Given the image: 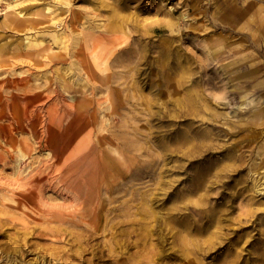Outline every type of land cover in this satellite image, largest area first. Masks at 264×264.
Returning <instances> with one entry per match:
<instances>
[{
    "label": "rangeland",
    "instance_id": "rangeland-1",
    "mask_svg": "<svg viewBox=\"0 0 264 264\" xmlns=\"http://www.w3.org/2000/svg\"><path fill=\"white\" fill-rule=\"evenodd\" d=\"M75 30L116 36L82 57L88 77L57 58ZM2 148L0 264H264V0H0ZM38 168L39 196L21 197ZM202 171L206 198L185 189ZM197 196L226 245L140 237L149 210L164 239L168 208Z\"/></svg>",
    "mask_w": 264,
    "mask_h": 264
},
{
    "label": "bare ground",
    "instance_id": "bare-ground-1",
    "mask_svg": "<svg viewBox=\"0 0 264 264\" xmlns=\"http://www.w3.org/2000/svg\"><path fill=\"white\" fill-rule=\"evenodd\" d=\"M62 0H60L61 2ZM54 9V8H53ZM47 10V9H44ZM73 13V12H72ZM76 13V12H75ZM71 14L70 15V21L69 24H75L76 21L78 20V15L77 13L75 14ZM25 14V13H24ZM69 14V13H68ZM68 17V16H67ZM80 17V16H79ZM20 19V18H19ZM21 20V19H20ZM27 20V19H26ZM68 22V21H66ZM115 30V29H112ZM112 30L110 32H98V33H94L92 31L87 30L82 31V32H77L78 30H75V34L72 37V41L74 42V45L70 42L67 43V45L69 46V48L66 46V50L65 53L61 54L59 53L57 55L58 59H63V60H70L68 59L69 57H78L79 58V69L80 72H82L81 70H83L84 72H82V74L85 77H88V71L89 69H87V65L88 62L86 60H82L83 56H93L96 52V46L99 44L100 40H104L108 41V40H112L113 38H115V34H113ZM62 32V31H61ZM69 33V32H68ZM84 33H87L86 36L84 35ZM26 43V42H25ZM62 46V45H61ZM112 49V48H111ZM118 51V49L116 50ZM114 55H116L115 53H113V51H111L110 55L107 56V60H110L111 58L114 57ZM121 59V58H120ZM77 61V60H76ZM73 63V62H72ZM109 64V63H108ZM130 64V63H129ZM73 68V67H72ZM60 71V70H59ZM106 72V71H105ZM111 73V72H110ZM117 74V73H116ZM116 77V76H115ZM90 78V76H89ZM106 79V78H104ZM15 84L18 83V81L14 80ZM98 82V81H97ZM88 83V81H87ZM91 83L94 85L95 81L92 79ZM101 83V82H100ZM103 83V82H102ZM110 83V82H108ZM23 98V97H22ZM21 99V98H20ZM19 99V100H20ZM24 100V99H23ZM22 100V101H23ZM8 108V107H7ZM67 112V111H66ZM88 114V113H87ZM68 117V116H67ZM63 122V121H62ZM212 124V123H211ZM213 125V124H212ZM191 128V127H190ZM1 134H4L3 132H1ZM3 136V135H2ZM133 144V143H132ZM187 145L185 148L183 149L182 153L185 154H190L192 147H196L197 145L202 146L203 148H201V151L207 150L209 147L206 143L202 141H200V143H190L187 141ZM129 147V146H128ZM127 147V148H128ZM131 147V146H130ZM137 149V148H136ZM175 149H178V146L176 148H174L171 152H173ZM4 150L2 148V151L0 150V159H2L3 155H4ZM6 151V150H5ZM52 158V157H51ZM158 158V157H157ZM7 160V159H6ZM5 161V160H4ZM145 162V161H144ZM49 168V167H47ZM207 169V170H206ZM211 169V165L208 164L205 168V174H208L209 170ZM31 170V169H30ZM56 170V169H55ZM145 171V170H144ZM29 172V171H28ZM31 172V171H30ZM156 172V171H155ZM136 173V172H135ZM153 174V173H152ZM202 173H196L191 179H190V183L189 185L185 188L186 190H188L190 193H198L199 191L201 192V190H203L202 194L199 192L198 195L201 198H206L208 196L207 193V189H209V185L208 183H206L207 181L210 182L209 178L206 177V175ZM214 173H212L213 175ZM211 176V175H210ZM4 178V177H3ZM15 178V177H14ZM17 179V177H16ZM46 179V177L44 176L43 170L42 169H36L34 170L31 174H28L24 179H20L19 181L16 180L15 183H13L14 185L17 186V188H19L21 190V188L23 190H25V196H21V197H30V198H34L39 196V194L37 195V192H39L40 185H42L43 181ZM149 179V178H148ZM1 180V179H0ZM11 180V179H10ZM2 181V180H1ZM161 181L159 180V177L156 178L155 180V184H159ZM7 183V182H6ZM58 183V182H57ZM255 184V183H254ZM12 185V184H11ZM45 185V184H44ZM91 184H82V183H78L75 185V189H74V194L75 193H79L81 191V189H84V193L90 194L93 192V188H91L90 186ZM96 185V183H95ZM105 185V184H104ZM111 185V184H110ZM172 183L168 181V186L164 189L165 193L167 195H169L173 190L172 188L169 189L171 187ZM174 185V184H173ZM97 186V185H96ZM257 186V185H256ZM2 187V186H1ZM9 187V186H8ZM63 187V186H62ZM103 187V186H102ZM106 187V186H105ZM176 187V186H175ZM112 188V187H111ZM114 188V187H113ZM53 189V188H52ZM14 190V189H13ZM99 190V189H98ZM42 191V190H41ZM70 191V189H69ZM100 191V190H99ZM24 192V191H23ZM97 192V191H96ZM95 192V193H96ZM41 193V192H40ZM69 193V192H68ZM10 194V193H9ZM83 194V193H82ZM14 195V194H12ZM70 196V195H68ZM79 196V195H78ZM199 196L193 198L189 201V203H191V205L184 203L182 205H178L175 207H170L168 208V212H167V217L165 219V224H167L166 226V232H165V238H162V234L161 231L155 229V224L151 223L152 217H156V211L149 210L147 212L146 215L142 216V220L143 222L141 223V230H140V237L141 238H145V236H148V234L150 232H157L159 233V238H161L162 241L166 242V234H168V236L172 237L171 242H178L179 246H205L203 247V249L208 250L210 248H212L213 246H223L226 245V243L229 240V236H227L225 232H221L218 230H209L211 229L213 226H217L218 224H220L221 221V215L218 214L212 207L210 210H206L205 208H201L200 206H198V201L196 200L197 198H199ZM76 197V196H75ZM39 198V197H38ZM72 198V197H71ZM11 199V198H10ZM37 199V198H36ZM78 199V198H77ZM39 200V199H38ZM79 200V199H78ZM37 201V200H36ZM17 202V201H16ZM127 203V202H126ZM22 204V203H21ZM145 204V203H144ZM23 205V204H22ZM80 205V202H79ZM146 205V204H145ZM40 206V203L39 205ZM117 206V205H116ZM57 207V206H56ZM122 207V206H121ZM108 208V207H107ZM132 208V207H131ZM177 210L180 213H183L185 215H188L189 213L194 214L196 217L193 218L192 220H180V221H175L174 217H172V215L174 214L173 210ZM182 209H187L186 211H181ZM130 210V209H129ZM178 212V213H179ZM111 220V219H110ZM111 222V221H110ZM204 224H206L205 226H203ZM91 226H95V225H91ZM97 226L94 227V229H96ZM164 228V227H163ZM202 229V230H201ZM192 230H196V232L198 234H203L205 233L206 236L198 239V238H193L192 236ZM173 246V245H171ZM185 248V247H184ZM189 252L188 251H184L183 252V258L186 259L187 264H200V260L196 258V256H189ZM207 254V253H206ZM230 259H226L224 262H220L219 264H235L237 263V261H241L239 259V253L238 251L236 252L235 250H232L230 253ZM258 257L252 258L253 262H251L252 264H261V263H256L258 261Z\"/></svg>",
    "mask_w": 264,
    "mask_h": 264
}]
</instances>
